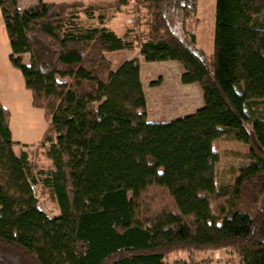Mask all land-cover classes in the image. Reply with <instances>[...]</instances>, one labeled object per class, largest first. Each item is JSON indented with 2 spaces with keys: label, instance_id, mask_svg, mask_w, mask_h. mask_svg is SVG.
Returning a JSON list of instances; mask_svg holds the SVG:
<instances>
[{
  "label": "trees",
  "instance_id": "1",
  "mask_svg": "<svg viewBox=\"0 0 264 264\" xmlns=\"http://www.w3.org/2000/svg\"><path fill=\"white\" fill-rule=\"evenodd\" d=\"M129 3L117 34L100 3L0 0L9 61L47 118L35 145L49 160L38 166L33 144L14 151L0 103V264H186L169 253L221 248L264 264V0H215L209 59L185 26L197 0L112 4ZM132 49L177 62L202 104L148 120L137 58L113 68L105 55ZM222 136L249 159L227 183Z\"/></svg>",
  "mask_w": 264,
  "mask_h": 264
},
{
  "label": "rangeland",
  "instance_id": "2",
  "mask_svg": "<svg viewBox=\"0 0 264 264\" xmlns=\"http://www.w3.org/2000/svg\"><path fill=\"white\" fill-rule=\"evenodd\" d=\"M28 2L32 0H19L18 6L22 7ZM132 6L133 3H129L121 13L116 14V7L112 3L102 4V11L108 15L106 25L117 34H122L125 27L131 24L127 21L132 19H130L131 13L134 14ZM214 6L215 0H197L194 14L185 22L186 28L196 37V49L208 59L213 50ZM2 50V57L10 65L11 70L7 69L6 64H0V76L10 83L14 91L20 89L25 92L21 94L19 101L10 105V111L7 109L10 136L12 141L16 142L13 149L18 152L20 146L33 144L29 150L32 160L38 166H46L49 160L40 154L35 143L47 126V118L42 108L31 105L30 91L25 88L20 71L9 61V42L0 13V51ZM105 55L113 68H116L126 56L139 57L137 49L112 50L107 51ZM23 57L27 63L28 54H23ZM137 61L140 64L139 79L146 96V112L149 120L171 119L189 114L202 104L199 86L195 83L184 84L180 81L182 68L177 62L173 60L147 62L142 58ZM5 97H2L4 101H6ZM215 145L219 152L216 167L217 180L231 182L239 168L249 160L247 146L231 136L220 137ZM41 201L39 202L40 207L48 214H53L52 204L47 200ZM182 258H185L186 264H235L236 255L228 248L200 251L174 250L168 255L169 260Z\"/></svg>",
  "mask_w": 264,
  "mask_h": 264
},
{
  "label": "crops",
  "instance_id": "3",
  "mask_svg": "<svg viewBox=\"0 0 264 264\" xmlns=\"http://www.w3.org/2000/svg\"><path fill=\"white\" fill-rule=\"evenodd\" d=\"M44 2H59V1H64V0H43ZM85 1H89V2H93V3H100V4H106V3H113L114 1L116 0H85ZM36 0H32V2H28L24 5H22V7H25V6H28L29 4H33L35 3ZM18 5H19V0H18ZM125 6H120L117 10H116V14L117 13H121V11L123 10ZM115 15V14H114ZM115 17V16H114ZM2 18V17H1ZM113 18V17H112ZM127 22H131L130 20H128ZM3 23V21H2ZM9 53H10V46H9ZM9 53H8V56H9ZM138 55L139 57L137 56H133L135 58H137V60H141L142 56L139 54L138 52ZM3 50L0 51V64H6L7 66V69L8 70H11L10 68V65H8V63H6V61H4L3 59ZM132 56H126L125 59H130V58H133ZM22 76V75H21ZM23 79V77H22ZM23 84H24V81H23ZM187 84H190V83H187ZM0 90L3 91V95H1V91H0V103L2 106H4L6 109H8L10 111V105H12L14 102H17L19 101L20 97H21V94L25 92L23 90H20V89H15V91L13 90V88L11 87L10 83L7 82L3 77L0 76ZM14 91V92H13ZM6 95V97H5ZM2 97H5L6 98V101L3 100ZM31 102V101H30ZM199 107V106H198ZM148 117V116H147ZM149 120V119H148Z\"/></svg>",
  "mask_w": 264,
  "mask_h": 264
}]
</instances>
